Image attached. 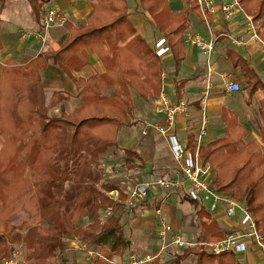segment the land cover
<instances>
[{"label":"trees","instance_id":"1","mask_svg":"<svg viewBox=\"0 0 264 264\" xmlns=\"http://www.w3.org/2000/svg\"><path fill=\"white\" fill-rule=\"evenodd\" d=\"M7 1L0 0V24ZM188 1L189 9L175 13L168 0H140L144 10L157 13L155 19L169 41L177 66L186 57L188 13H201L197 0ZM240 1L256 21H263L260 36L264 40V0ZM45 2L29 0L40 26ZM64 25L68 37L57 50L42 51L25 64L14 60L0 64V255L14 257L15 247L10 245L7 233L11 232L14 241L20 242L22 227L14 225L11 219L25 209L32 216H51L49 229L42 231L37 226L28 234L26 244L33 248L35 264H56L50 257L64 252L68 237H80L84 242L93 240L99 246L88 264H123L137 253L124 234L122 222L111 212L125 204L127 195L120 186L104 180L103 159L111 148L119 147L120 128L134 125L130 116L132 92L143 99L160 94L164 63L148 40L137 33L128 0H101L94 4L86 22L66 21ZM91 54L99 56L105 71L73 79L78 96L83 99L82 106L57 116L50 113V106L35 102L33 88L40 90L41 71L48 68L50 61L72 76L89 63ZM226 58L245 78L249 99L259 90L264 92L262 78L249 59L235 49H228ZM183 83L178 81L179 96ZM63 96L62 92H55L51 106ZM259 111L264 141V98ZM222 116L224 137L199 145L194 134L189 133L187 147L198 151L202 162L211 165L213 188L248 206L264 236L263 152L258 143L245 139L247 128L234 112L224 109ZM123 152L125 159L141 157L133 149ZM33 189L37 202L28 205L24 195ZM114 190L120 192L117 200L108 194ZM190 202L198 207L197 245L172 252L167 262L157 255L150 264H180L192 255L197 264H241L234 252L208 251L203 243L219 241L234 231L221 227L204 202ZM103 213H109L108 217L104 218ZM109 236L113 237L111 247L104 243Z\"/></svg>","mask_w":264,"mask_h":264},{"label":"crops","instance_id":"2","mask_svg":"<svg viewBox=\"0 0 264 264\" xmlns=\"http://www.w3.org/2000/svg\"><path fill=\"white\" fill-rule=\"evenodd\" d=\"M49 1H54V4L49 8H45L46 11L55 7H59L66 14L68 21L73 24L86 22L88 16L94 9V4L101 2V0ZM168 1L169 7L175 13L185 11L190 8V2L188 0ZM9 3H13V6L11 7L12 9L10 8L11 11H9L10 9H8ZM128 3L129 14L136 26L137 33L146 38L150 46L154 48L156 40L164 36L163 31L160 29L155 19V14L157 13H150L144 10L140 4V0H128ZM188 17L189 28L186 30L185 35H187L188 33H199L205 38H212L211 32L220 34L221 32L232 30L229 29L228 24L220 16V14L215 17H210V23H207L204 20L201 13H188ZM42 28L43 26H40L35 20L29 0H8L2 12V22L0 24V42L3 44V49L0 51V64H6L8 60H14L19 64H25L31 59L37 57L42 51H45L47 49L57 50L60 47L61 42L68 37V29L65 27V25L56 23L46 30L45 45H42L41 40L36 36H31L26 41H22L20 39V32L22 31V29H31L39 32L43 31ZM201 31H205V35ZM185 47V60L181 62V64H179L177 68L175 66L176 62L174 59L172 48L171 52L162 58V61L164 63V71L167 68L169 69L167 73L165 72L166 78L164 79V83L166 85V90L170 99L172 101L185 99L189 103L188 113L181 114L177 117V122L174 130L181 141L188 144L189 133H193L195 138L198 139L197 134L202 116V98L205 88V80L208 75V65L207 57L202 53L200 49L193 45H188L187 43L185 44ZM228 49H235L240 52L245 58L249 59V61H251V63L254 65L256 71L261 76L264 83V49L262 48L260 43L254 40H250L245 45L235 46L229 38L220 36L216 41V52L212 56L213 59L214 56L219 54L218 58L214 61L215 63L212 62L215 72L212 76L213 88L207 107L209 129L208 134L201 140L200 144H206L226 135L225 121L222 114L224 109H229L237 115L239 121L247 128L245 139L250 141L252 140L258 143L264 155V141L260 135V128L263 124V121L259 111L260 101L264 98V92L262 90H259L255 94L253 99H249L247 93L245 92V78L242 76L241 72L238 69L232 66L230 60L226 58V52ZM173 65L174 69H172ZM184 67L190 69L191 72H183ZM104 71L105 67L97 54H91L89 63L81 70L73 72L72 76H69L61 68L55 65L53 61H50L48 68L41 71V97L39 96L40 99L38 101L43 102L46 106H50V110H53L54 113L61 114L63 111L70 113L75 108L83 105V99L78 96V88L73 79H78L81 77L89 78L90 76L98 72ZM225 78H229L232 81L239 82L242 86V90L238 92L226 91L223 87ZM179 80H183L184 82L183 86L180 88V96L178 95ZM57 91L62 92L64 96L58 104L51 106L53 95ZM132 93L133 105L130 111V116L134 124L141 123L144 126L143 128L145 129L147 124L149 123L155 124L163 122L162 116L156 111L158 96L150 95L148 99H143L140 96L136 95V93ZM67 95H69L68 98L65 97ZM147 130L148 133L146 135H143L142 133V136L144 137L139 147H123L119 144L118 141L119 147L111 148L104 156L103 161L106 172L104 174V180L106 182H110L120 186L124 193L128 191L130 187L135 185L131 184L130 181H127L125 179L129 174L133 173L127 172L126 174H123L121 172L119 174H112L114 172H118V168L123 170L124 167L125 169L127 167L128 169L129 167L127 165L130 166L131 163L133 164V166H136L134 168H138L139 171L146 170L152 164H154L153 168L156 167L155 164L157 163V155L154 152V149L158 146V144L153 138V135L149 134V128H147ZM153 130L156 131L155 129ZM125 142L127 141L125 140ZM161 145L166 148L167 156H172L168 140L166 139L163 143H161ZM126 148L137 151L141 157L124 159L123 161H120L118 159L120 155L118 156L116 151L120 150L123 152V149ZM113 157L115 159H113ZM114 168H116L115 171ZM126 183L128 184V186L126 185ZM33 194L34 192H29L28 196L26 195V197L24 198L27 201L28 205H31L36 201ZM179 197L182 205H192L187 195L182 194ZM181 203L179 204V206L173 207L171 211L170 209L166 208V205L164 203L158 205L161 206V208H156L151 205V202H145L142 206H140V212H135V215L133 217L134 220L132 223V229L136 230L135 234L138 235V241L141 244H148L153 246V250L150 252H145V254L159 253L162 249L163 244L165 243L158 234V231L161 228L162 218H166L168 221H170L174 228L177 231L181 232L186 238L197 239L198 231H191L190 228L194 221H196V219L190 216V214L184 215V210ZM24 210L25 209H21L19 213L21 211L25 213ZM213 216L219 222L221 227L230 229L231 231H235L240 228V218H227L224 214L223 208H221L217 213H213ZM32 219H34V217L26 219V221L31 222ZM11 220L14 225L20 226V223H18V218H12ZM39 224L40 223L30 225V228H28L29 233ZM132 229L131 231H129L130 234L134 233ZM7 237L10 245L15 247L14 257L8 259L7 255H0V264H7V262L12 260H15L18 263L19 257L17 247L19 244H21V242H15L13 234L11 232L7 233ZM128 239H130V241L132 242V248L135 247L134 241H132L131 238ZM170 240L171 239L168 238V244L165 250L159 255L163 262L169 261L172 257L171 253L173 252L174 247L170 244ZM70 242H64V251L72 249L74 254L73 262L76 261L79 262V264H88L92 260V256L90 255V253L94 251H87V249L83 248L77 252V247H71L72 245L70 244L72 243ZM24 244L26 245V242H24ZM155 245L157 247H154ZM25 247L27 248V246ZM28 250L29 253L32 254L33 248L29 247ZM176 252L179 251L176 250ZM238 257L241 264H264V258L259 252L257 246L254 244H250L248 250L242 254H239ZM31 260L34 261V258H31ZM107 263L117 264L116 262L112 261H107L105 264ZM185 263L186 261H183L180 264Z\"/></svg>","mask_w":264,"mask_h":264},{"label":"built area","instance_id":"3","mask_svg":"<svg viewBox=\"0 0 264 264\" xmlns=\"http://www.w3.org/2000/svg\"><path fill=\"white\" fill-rule=\"evenodd\" d=\"M200 12L207 23H210V17L220 16L228 24L231 31H224L220 34L211 32L212 38H205L199 33H188L185 42L188 45H193L200 49L207 57L208 75L205 80V88L202 98V116L197 134L198 144L208 134L209 117L207 113L208 101L213 88L212 76L215 72L212 56L216 52V41L220 36H225L231 40L235 46L247 44L250 40L257 41L264 49V40L260 36L261 25L255 20L252 13H247L240 0H197ZM68 21L66 14L61 8L55 7L45 12L42 24L43 31H34L31 29H22L20 39L26 41L31 36H36L41 40L42 45L46 43V30L56 23L64 24ZM211 31V28H210ZM213 31V30H212ZM154 52L159 58L165 57L171 52V46L168 39L163 36L156 40ZM166 73L163 71L162 79L163 86L158 95L156 111L162 116L163 122L155 124H147L143 130V135L148 133L147 128L155 129L160 136L166 138L169 143L171 154L177 163L179 173L170 180L159 179L156 182H142L130 187L125 192L127 199L125 203L129 207H137L142 204L151 195V190L158 187L160 189H179L183 190L184 194L189 199L195 202L210 201V211L217 213L223 208L227 218L232 219L237 215L240 217V228L230 233L225 238L203 243L209 252L214 254H222L224 252H234L237 255L248 250L250 244L257 246L264 258V236L257 227V222L254 215L249 210L248 206L242 201L234 199L226 194L217 191L211 185L210 176L212 167L210 164H204L200 158L199 152H193L187 147V144L181 141L178 135L174 132L177 117L181 114H187L189 111V103L185 99L172 101L166 90L164 79ZM223 87L228 92H238L242 90L239 82L225 78ZM109 196L114 199H119L120 192L117 190L110 191ZM159 236L165 242L162 249L157 254L147 253L142 255H130L123 264H150L157 255H160L168 244L177 251H183L188 247L197 245L196 239H188L179 231H177L171 222L166 218L161 219V228L158 231ZM94 257V252L90 253ZM7 264H18L15 260L7 262Z\"/></svg>","mask_w":264,"mask_h":264},{"label":"rangeland","instance_id":"4","mask_svg":"<svg viewBox=\"0 0 264 264\" xmlns=\"http://www.w3.org/2000/svg\"><path fill=\"white\" fill-rule=\"evenodd\" d=\"M15 1H21V0H15ZM22 1H25V0H22ZM13 3H9L8 4L9 8L8 7L7 8L10 9L13 6ZM53 4H54V1H49L48 0V1L45 2L44 8H49ZM11 9L9 11H11ZM260 24L263 25V21L262 20H260ZM201 32H203V34L205 35V31H201ZM218 56H219V54L214 56V58L212 59V62H214L218 58ZM222 60H224V59H222ZM175 66L177 68V64L176 63H175ZM165 69H166V67H165ZM172 69H174V65H173ZM168 70L169 69L167 68L165 70V72L167 73ZM183 72L190 73L191 70L188 69L187 67H184L183 68ZM40 92L41 91L38 88H37V90H36V87L33 88V99L35 100V102L37 104L41 103V101H38L40 99L39 96L41 97ZM50 113L52 115H57V116L60 115L58 113H54L53 110H50ZM143 127L144 126L141 123H135L134 125L129 126V127L128 126L121 127V129L119 131V137H118L119 144L121 146H123V147H128V148L139 147L140 143L142 142L143 137H144V136H142V132L144 130ZM149 134L153 135V138L155 139L156 143L158 144V146L154 149V152L157 155V157H156L157 158V161H156L157 163L155 164L156 167L153 168L154 164H152L146 170L139 171V169L138 168H134L136 166H133V164L130 162L131 163L130 166L127 165L129 167L128 169H127V167H126V169L124 167L123 170L118 168V172H114L112 174H119L121 172L123 174H126L127 172L128 173H133V174H129L130 175V176L128 175L129 178L127 177L125 179L127 181H130L131 184H137V183H142V182L143 183L144 182H151L152 183V182L158 181L159 179L170 180L174 175H177L179 173V170L177 171L178 167H176L177 164L173 160V157L172 156H167L166 148L161 145V143H163L166 139L161 137V136H159V133L154 131L153 129H149ZM125 140L127 142H125ZM1 145L2 144L0 142V147H1ZM116 153H117L118 156L120 155L118 157V159L120 161L121 160L123 161L125 159L124 158V152L118 150V151H116ZM113 159H115V158L113 157ZM132 160H134V159H132ZM134 163H135V161H134ZM136 165H139V164H136ZM115 169L116 168H114V171H115ZM133 170H135V171H133ZM105 173L106 172L104 171V174ZM104 179H105V177H104ZM126 185L128 186L127 183H126ZM29 192H34L33 195L35 196V200H36L35 202H37L36 191L33 189V190L29 191ZM28 193L24 195V198L26 197V195L28 196ZM182 194H184L183 190H179V189L167 190V189H160L158 187L155 190L154 189L151 190L150 198L146 199L144 201V203L145 202H151V205L153 207H156V208H159V207L161 208V206H158V205L161 204V203L162 204L164 203L166 205V208L170 209L172 211L173 207H177L181 203L179 196L182 195ZM25 202L27 203L26 200H25ZM144 203L138 205L137 207H129L127 205V203H125L122 206L118 207L117 209H115V210H113L111 212L112 214L116 215L121 222H123V224H124V234H125L126 237L131 238L132 241H134V246H135V247H133L134 250H135L134 253H137V254H143L145 252H150V251L153 250V248H152L153 246L152 245L141 244L138 241V239H139L137 237L138 235L135 234L136 230L132 229V223H133V220H134L133 217L135 215V212L136 213L140 212L139 211V210H141L140 206H142ZM210 204H211L210 201H206L205 202V205L208 208L210 207ZM181 205H182V203H181ZM182 207H183V210H184V215L190 214V216L194 217L196 219V221H197V222L194 221V223L191 225V227H190L191 231L197 232L198 230H200V220H199V218L197 216L198 207L195 206L194 204L188 205V206H185V204H184V205H182ZM104 213H103V217L104 218L108 217L109 213H106V214H104ZM39 215L40 214H37V216H35V215L32 216L28 211H25V213H23L21 211L20 213L18 212L16 216H13V218H18V223H20V227H22L20 232H19L20 235H21L20 237L22 238L21 241H20L21 244H19L18 247H17L18 248V257H19L18 264H34L35 263L34 261L31 260V258H32L31 254L29 253L28 247L27 248L25 247V246H27V244L25 245L24 242L27 243L28 240H29V237H28L29 230H28V228H30V225H33V224H36V223H40L38 225V227L42 231H45V230L49 229L50 221H51L50 217L51 216H49V215H42V216L40 215L39 216ZM31 217H34V219H32L31 222H29V221L27 222L26 219H30ZM235 218L238 219L240 217H239V215H237ZM86 222H89V220H87ZM131 229L134 231V233H132V234H130V232H129V231H131ZM112 240H113L112 236L107 237L106 241L104 242L105 245L108 246V247H111V243L113 242ZM65 241L68 242V243L70 241H72V242H70V243H72L70 245H72L71 247H73V248L77 247V252L80 249H83V248L87 249V251L91 250V251H95V252H97L98 249H99V246L96 245V243L93 242V240H91V242H84L80 237H76V238L68 237V238H66ZM154 247H157V246L155 245ZM173 252H176V250L173 249ZM77 257H78V255H77ZM73 258H74V254H73V250L72 249L62 252L60 255H58V257H50L51 261L53 263H56V264L57 263H59V264H72ZM185 261H186L185 264H197V258L195 256H193V255L191 257H189ZM21 262H23V263H21ZM77 263H79V262H77ZM107 264H110V263H107ZM171 264H173V263H171Z\"/></svg>","mask_w":264,"mask_h":264}]
</instances>
